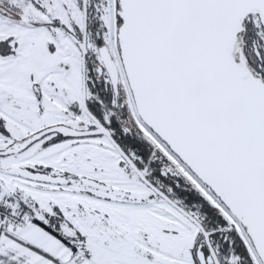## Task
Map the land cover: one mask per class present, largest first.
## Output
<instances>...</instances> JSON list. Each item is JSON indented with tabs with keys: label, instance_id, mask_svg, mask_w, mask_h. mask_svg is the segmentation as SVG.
<instances>
[{
	"label": "snow or ice",
	"instance_id": "obj_1",
	"mask_svg": "<svg viewBox=\"0 0 264 264\" xmlns=\"http://www.w3.org/2000/svg\"><path fill=\"white\" fill-rule=\"evenodd\" d=\"M0 264H264V0H0Z\"/></svg>",
	"mask_w": 264,
	"mask_h": 264
}]
</instances>
